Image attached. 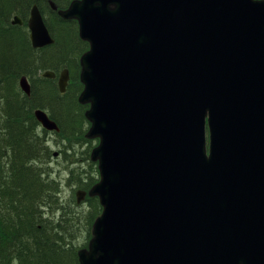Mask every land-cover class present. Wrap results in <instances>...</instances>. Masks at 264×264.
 Instances as JSON below:
<instances>
[{"label": "water", "instance_id": "1", "mask_svg": "<svg viewBox=\"0 0 264 264\" xmlns=\"http://www.w3.org/2000/svg\"><path fill=\"white\" fill-rule=\"evenodd\" d=\"M59 14L90 43L79 101L100 139L101 180L77 196L103 212L80 264H264V0H73ZM28 25L35 48L55 42L37 4ZM69 79L66 68L61 92ZM217 86L245 105L234 112Z\"/></svg>", "mask_w": 264, "mask_h": 264}, {"label": "trees", "instance_id": "2", "mask_svg": "<svg viewBox=\"0 0 264 264\" xmlns=\"http://www.w3.org/2000/svg\"><path fill=\"white\" fill-rule=\"evenodd\" d=\"M50 1L59 9L71 3L70 0H0V264H80L76 241L82 240V234L84 237L89 234V224L102 212L97 196L86 214L76 210V214H66L58 206L63 179L53 164L56 161V166L60 165L57 159L62 153H70L66 168L69 180L76 181L84 190L90 191L94 186L92 180L97 172L84 170L80 161L86 158H77L76 149L68 145V141L75 143L70 139L79 135L76 122L80 121V126L84 123L83 113L78 111L77 97L83 89L77 80L81 68L78 58L89 49V43L74 30L78 22L62 18ZM36 3L55 38V43L40 49L33 48L27 25ZM16 14L23 18L24 25L12 24ZM76 54L78 58L74 57ZM62 67L71 72V81L63 95L59 93L57 79L39 75L48 69L59 73ZM23 75L30 79L31 95L21 86L18 88ZM38 108L46 110L58 123L63 139L57 146L62 151L51 149L49 131L40 128L35 116ZM47 194H51L54 208L47 202ZM86 198L91 202L92 197Z\"/></svg>", "mask_w": 264, "mask_h": 264}, {"label": "rangeland", "instance_id": "3", "mask_svg": "<svg viewBox=\"0 0 264 264\" xmlns=\"http://www.w3.org/2000/svg\"><path fill=\"white\" fill-rule=\"evenodd\" d=\"M72 1L73 0H70V2H72ZM74 30L79 31V24H78V28L77 29H74ZM76 56H77V54L74 57H76ZM78 57H79V55L77 56V58ZM78 60H79V63H80L81 58H78ZM80 67H81V65H80ZM62 69H64V67H62L60 70H62ZM80 71H81V68L79 70V74L77 76V80H79V82L82 84V86L84 88V84L81 81V77H80V74H81ZM42 74H43V71H40L39 75L42 76ZM57 84H58V82H57ZM18 88L20 89V82H18ZM82 90H81V92H82ZM81 92L78 94V97H77L78 98V105H79L78 111H80V112L83 113V117H84V121L83 122L84 123H83L82 126H80L79 125L80 124V121H77L76 122V129H77V132H78L79 135L72 137L70 140L71 141H75V143H71V142L68 141V145H70V147H73L74 149H76V156H77V158H84V157L86 158V159L80 161V163L83 164L82 165V168L84 170L85 169L86 170H89L91 174H93L94 172H97V175H95V178L92 180V181H94V185H95L96 183H98L101 180V173H100L99 162L98 161H94L92 159V151L100 143V139L99 138L92 139V138H90V137L87 136V133L89 132V129H90V126H91V121L86 116V112L89 109V104L88 105L86 104L84 106L79 101V97L81 95ZM59 93H60V91H59ZM63 94L64 93H62V95ZM40 128H43V127L41 126ZM49 133L47 135H48V138L51 140V144H50V145H52L51 146V149L53 151H55V152L58 151V150L59 151H62L61 150L62 147L59 148L57 146V143H61L59 141H62V139H63V136H60V135H62L60 133V131L58 132V134L57 133H54V131H49ZM87 141H91V142H87ZM85 151L88 152V156L87 157H86V153H84ZM69 154L70 153H62L61 158L57 159L58 162L60 161V163H59L60 165L59 166H56V165H58V163L55 161L56 158L53 159L55 161V164H53V167H56L57 168L56 171L58 172L59 175L61 174V176H62L61 177V181L63 179V181L61 183L63 194H62V198H61L58 206L59 207H62V209H64L66 211L65 212L66 214H68V212H72V213H75L76 214V211H78L77 213H80V214H82V213L86 214L88 211H91L90 205L91 204H94L95 199H96L95 198L96 196L95 197L92 196L91 202L90 201H86L87 198L84 201L80 202V203L78 202L77 192L80 189H83V188L81 186H79L76 181H74V180L71 181L68 178L69 172L66 171V168L68 166V161L67 160H68V155ZM95 162H97V163H95ZM92 163H94V165H92ZM66 173H68V175H66ZM51 179L54 180L55 179V176H53V177L51 176ZM57 181H59V179ZM91 188H92V186L90 187V189ZM86 191H87V189H86ZM50 195L51 194H49L48 197H47L48 198L47 199V202L48 203H51L52 208H54V205L52 204V200H50L51 199L50 198ZM88 197L90 198L91 196L88 195ZM98 200L100 202V198ZM100 205L102 206L101 202H100ZM93 208H92V210H93ZM74 210H76V211L74 212ZM102 211H103V206H102ZM60 213L61 212L58 213V215H59L58 218L59 219L61 217V214ZM87 221H88V219H87ZM95 221H94V223H95ZM84 223L86 224V221L85 220H84ZM94 223H92L91 225L89 224V226H90V227H88L89 228V234L87 233V236L86 237H84V234H82L83 235L82 240L80 241L78 239L76 241L77 244H79L78 245V250H80L82 248H87L89 246V243H90V241H91V239L93 237ZM87 226H88V224H87Z\"/></svg>", "mask_w": 264, "mask_h": 264}, {"label": "bare ground", "instance_id": "4", "mask_svg": "<svg viewBox=\"0 0 264 264\" xmlns=\"http://www.w3.org/2000/svg\"><path fill=\"white\" fill-rule=\"evenodd\" d=\"M263 53H264V51H263ZM247 64H249V60H242L241 66H245ZM216 67H217L216 66V62H213L212 63V69L215 70ZM214 88H215V91L217 92V94L219 96H222L223 97L224 92H226L228 94V96L225 99L227 100V102H232V108H233V111L234 112L236 110H238L240 107H242V106L245 105V101H246V97L245 96H240V98L237 99V100H235L234 98H231L230 97L232 94L234 95V92H235V89L234 88H233V91L230 90L227 87H220V88H218V86H217V87H214ZM211 103H212V100L211 99H206V100H204V102H201V100H200V102H199L200 107L203 106L204 108H207L208 111H210V112H211V109H210ZM245 107H244V109H245ZM187 108H188L187 115H189L191 113H196V111H197V108L196 107H190V105H188ZM236 119H238L239 122L241 121V119H239L238 117L235 118V121H236ZM207 120L209 121V114L207 115ZM221 210H223V209H221ZM205 264H216V261H206Z\"/></svg>", "mask_w": 264, "mask_h": 264}]
</instances>
